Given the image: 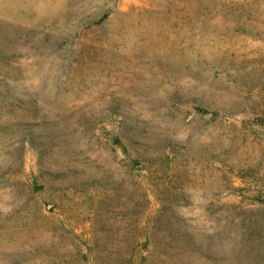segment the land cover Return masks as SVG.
<instances>
[{
    "label": "rangeland",
    "instance_id": "rangeland-1",
    "mask_svg": "<svg viewBox=\"0 0 264 264\" xmlns=\"http://www.w3.org/2000/svg\"><path fill=\"white\" fill-rule=\"evenodd\" d=\"M0 264H264V0H0Z\"/></svg>",
    "mask_w": 264,
    "mask_h": 264
}]
</instances>
